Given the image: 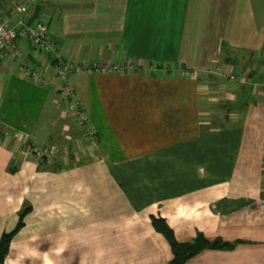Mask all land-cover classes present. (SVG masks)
<instances>
[{
    "label": "crops",
    "instance_id": "obj_1",
    "mask_svg": "<svg viewBox=\"0 0 264 264\" xmlns=\"http://www.w3.org/2000/svg\"><path fill=\"white\" fill-rule=\"evenodd\" d=\"M16 5L41 6L31 25L67 60L137 69L74 77L98 134L88 152L50 56L20 41L40 86L2 67L0 240L31 208L5 264H169L153 217L179 243L237 244L186 264H264V0H0L22 30ZM46 146L60 157L28 152Z\"/></svg>",
    "mask_w": 264,
    "mask_h": 264
},
{
    "label": "built area",
    "instance_id": "obj_2",
    "mask_svg": "<svg viewBox=\"0 0 264 264\" xmlns=\"http://www.w3.org/2000/svg\"><path fill=\"white\" fill-rule=\"evenodd\" d=\"M15 9L16 13H12L13 16L20 14L30 19L32 13L24 5H16ZM10 21L9 17L0 14V76L2 67L9 62L19 61L21 62L22 73L29 81L37 86L45 83L41 73L33 70L28 60L24 58V48L20 45L21 40H28L39 54L50 56L58 69L56 87L58 93L66 102L68 117L72 118L77 126L86 133L87 146L85 150L88 152L93 151L97 147L98 137L83 103L77 95L73 79L80 74L90 75L96 73L106 75L125 71L133 72L135 67L129 63L104 64L95 62L86 64L71 62L61 54L55 41L50 37L48 25L45 21L25 26L22 30L12 26ZM20 25L24 26L25 23L20 20ZM180 75L183 78H193L196 74L193 71L182 69ZM229 79L233 81L235 76L231 75ZM18 137V133L14 134L15 139ZM28 152L39 160H47L49 163L60 157V151L55 146L29 147Z\"/></svg>",
    "mask_w": 264,
    "mask_h": 264
},
{
    "label": "trees",
    "instance_id": "obj_3",
    "mask_svg": "<svg viewBox=\"0 0 264 264\" xmlns=\"http://www.w3.org/2000/svg\"><path fill=\"white\" fill-rule=\"evenodd\" d=\"M55 43H56V41H55ZM125 63H127V62H125ZM136 69L137 68L135 67V70L133 72H135ZM133 72L125 71V72H121V73L106 74V75L115 76V75H119V74H122V75L123 74H129V73H133ZM95 74L96 73H94V75ZM90 75H93V74H90ZM97 75H103V74H97ZM88 116H89V114H88ZM89 119L92 122L90 116H89ZM92 124H93V122H92ZM93 126H94V124H93ZM94 129H95L96 135L98 137L97 130H96L95 126H94ZM82 134H83V138L85 139L86 133L83 131ZM44 161H46V160H44ZM42 164H44V163H42ZM30 212H31V208H26V209L22 210L20 212L19 223H18L17 227L15 228V230L9 234H4L2 236V238L0 240V264L6 263V259L9 255V252H10L11 243L14 240V238L16 237V235L25 227V217ZM151 220H152V225H153L155 231L162 234L171 247V250L173 253V259L169 264H186L189 260H191L192 258H195L196 256H198L199 254H201L202 252H204L206 250H231L237 245V244H228V243L222 241L221 239H217L215 241H209L206 239V237L203 234H198L197 237L193 241L186 242V243H179L176 240V237H175L173 230L169 227V225L167 224V222L164 219L153 217Z\"/></svg>",
    "mask_w": 264,
    "mask_h": 264
},
{
    "label": "water",
    "instance_id": "obj_4",
    "mask_svg": "<svg viewBox=\"0 0 264 264\" xmlns=\"http://www.w3.org/2000/svg\"><path fill=\"white\" fill-rule=\"evenodd\" d=\"M40 10H41V6H37L33 13V16L30 18L28 22V26H31V24L38 18Z\"/></svg>",
    "mask_w": 264,
    "mask_h": 264
},
{
    "label": "rangeland",
    "instance_id": "obj_5",
    "mask_svg": "<svg viewBox=\"0 0 264 264\" xmlns=\"http://www.w3.org/2000/svg\"><path fill=\"white\" fill-rule=\"evenodd\" d=\"M60 35V34H59Z\"/></svg>",
    "mask_w": 264,
    "mask_h": 264
}]
</instances>
